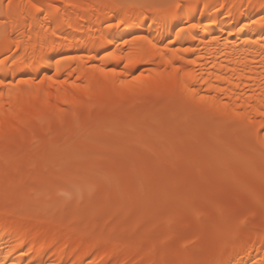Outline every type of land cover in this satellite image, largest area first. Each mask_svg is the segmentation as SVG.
<instances>
[{
    "label": "bare ground",
    "instance_id": "obj_1",
    "mask_svg": "<svg viewBox=\"0 0 264 264\" xmlns=\"http://www.w3.org/2000/svg\"><path fill=\"white\" fill-rule=\"evenodd\" d=\"M3 3L5 7L0 10V80L5 83L0 84V92L3 93L0 103L3 104L5 131L12 123L19 132L13 133L9 141L0 139V264H172L179 259H185L179 264H196L193 261L195 252L188 253L186 245L176 243L180 235L193 225H204L200 218L188 225L180 221L174 224V209L184 211L183 206L164 210L161 204L154 207L146 204L137 210L146 189H172L171 183L164 182L160 169L152 170L151 181L146 185L137 181L135 176L128 175L127 180L137 181L131 187L130 196L126 188L120 186L122 171L117 172L113 178L119 185L118 194L110 203L105 191L76 198L77 191L70 185L72 174L66 173L64 167L52 175V181L47 185H40L44 176L42 171L32 173L28 180L18 181L16 185H4L6 169L10 165L16 167L19 160V157L9 155L10 148L15 142L19 143L22 148L16 154H32L24 159V163L27 167H35L36 159L43 157L44 150L47 151L46 159L62 157L48 150L55 149L61 142L64 130L70 133L67 153L74 150L71 145L76 142L95 137V131L105 129L119 134L122 119L118 116L108 121L110 108L131 111L143 97L151 96L149 111L143 116H148L159 107L160 98H164L162 108L168 116L172 111L170 104L187 99L189 105L198 111V120L205 126H216L221 131L231 128V134L244 141V145L255 143L256 153L262 155L256 166L237 167L259 175L264 173V129L259 127L260 117L253 113L252 118L256 122L253 129L244 120L220 114L210 101L204 104L185 97L179 89L173 90L177 77L183 72L193 76L211 73L213 85L230 91L221 94L206 85H196L200 95H212L217 100L239 104L237 112L244 111L247 96L253 95L254 99L248 103L253 108L258 106L261 103L259 77L264 75V66L259 54L260 44L255 41L264 38V23L261 22L264 21V0H13L10 14L7 0ZM32 3L42 11L32 9ZM172 4H179L180 7H166ZM45 15L48 19L44 18ZM137 37L143 39L136 40ZM124 41L130 43L125 44ZM185 48L192 51L184 52ZM188 60H195L196 63L189 65ZM57 61H60L59 65ZM125 64L129 65L127 71ZM93 65L106 71L115 68L117 77H106L94 71ZM174 67L180 68L181 73H172ZM140 72L153 76L152 81L143 82L144 91L137 83L130 86L136 94L125 89L122 90L126 93L124 98L116 95L111 81H118L121 76L131 79ZM161 72L164 73L163 78L157 75ZM169 73H172L171 81L167 78ZM216 75L235 76L236 79L232 84H226L216 81ZM45 76H51L53 80H74L79 76L76 83L89 85L91 93L64 86L58 100L57 86L51 81L35 83ZM249 77L255 79L250 80ZM23 80L30 84L16 83ZM9 83L12 84L11 89L7 86ZM237 83L240 88L234 86ZM148 85L153 91L148 90ZM45 92L49 93L47 104L44 103ZM231 93L240 95L241 101H235L234 96L230 101ZM65 96L70 101L75 97L83 101V105H65ZM10 107L19 113L17 119L26 121V125L18 124L8 115ZM55 109L65 111L62 114ZM100 113H104L103 116ZM94 114L100 121L89 125L96 116ZM157 116H150L153 117L152 122L158 121ZM230 118H234L236 126L228 128L226 124ZM54 121L58 122L59 131L54 139H49L53 134L51 124ZM42 126H47L48 131L42 140H36L34 134ZM219 137L215 133L212 139L219 141ZM167 144L170 148L174 146V143H162ZM149 147V144L143 143L141 149ZM112 149L108 146L98 150L109 153ZM193 151L223 154L218 146L211 144L207 148L205 143ZM170 152L173 153L172 150ZM92 164L90 161V166ZM102 171L104 173L105 169ZM92 174L101 176V170ZM190 177L183 174L186 193L190 191ZM208 182L210 180L202 176L197 189L200 190V186ZM164 192L161 191L159 202H162ZM40 194L43 196L41 199ZM109 204H112L111 211L104 216L100 210ZM131 210L136 220L133 232L148 225L146 233H153V238H157L155 244L143 245L138 241L141 238L139 234L128 231L127 214ZM212 216L213 213H209L206 217ZM158 229H164L166 234L158 236ZM209 234L214 251L220 254L212 261L264 264V219L260 223H241L234 231L222 229L220 233ZM134 241L138 243L129 246ZM159 246L160 250L170 247V251L161 253ZM180 253L187 255L181 257Z\"/></svg>",
    "mask_w": 264,
    "mask_h": 264
},
{
    "label": "rangeland",
    "instance_id": "obj_2",
    "mask_svg": "<svg viewBox=\"0 0 264 264\" xmlns=\"http://www.w3.org/2000/svg\"><path fill=\"white\" fill-rule=\"evenodd\" d=\"M151 100V96L143 97L131 111H121L117 107L110 108L111 115L107 116L108 121L120 116L123 122L122 131L117 135L113 131L105 129L95 131V137L89 140H80L73 146L72 143L69 144L68 147L71 145L74 150L68 153L66 144L70 133L69 130H64L61 142L55 149L48 150L52 154L62 155V157L46 159L47 151L44 150L41 154L43 157L36 159L35 167L25 166L24 159L32 154H26V152L16 154L22 147H19L20 144L15 142L10 148L9 155L19 157V160H17L16 167L10 165L6 169L4 185L9 183L16 185L18 181H26L32 173L39 171L44 172L40 185H47L52 181V175L64 167L66 173L72 174L73 179L70 185L77 191L76 198H85L96 191H105L108 196L107 201L113 203L112 200H115L119 189V185L113 178L117 172L122 171L120 186L123 185L127 190V195L130 196L133 183L143 181L145 185L149 184L152 170L158 168L164 174V182L171 183L172 189L166 190L165 187L155 191L146 189L137 210L146 204L149 207L161 204L164 206V210L183 206L184 211H175L174 209L172 219L174 224H178L177 221H180L182 224L188 225L200 218L201 224L204 225H193L180 235L176 244L186 245L188 253L195 252L193 261L196 264H207L220 255L212 247L210 232L220 233L222 229L230 232L238 229L241 221L243 223L251 221L260 223L264 219V210L261 207V201L264 200V173L259 175L237 167L238 165L256 166L262 155L256 153L255 143L244 145V141L231 134L233 130L229 127L236 126L234 118H230L226 124L229 130L221 131L216 126L209 128L198 120L200 117L198 111L189 105L187 99H181L180 103L170 104L172 111L170 115L166 116L162 108L164 98L159 99L160 104L155 111L144 117L145 112L149 111ZM176 100L179 101L178 98ZM104 113H100V116H103ZM153 114L158 115L157 122H152L153 117L150 118V116ZM217 120L219 121V119ZM98 121L100 118L96 115L94 120L88 124L92 125ZM51 129L53 134L49 139H54L59 131L57 121L52 122ZM47 131V126L39 128L34 134L36 140H42L41 138ZM215 133L220 136L219 141L212 139ZM163 142L174 143V146L170 148L168 144L162 145ZM143 143L149 144L150 147L142 150ZM202 143H205L207 148L211 144L218 146L223 154L194 152L193 150ZM108 146L113 148L109 153L98 150ZM34 150L36 151L37 148L35 147ZM88 154L90 155L88 156ZM97 160L109 163V166L104 168L105 178L102 183L99 175L92 176L93 171H99V169L90 166V161ZM183 174L191 175L188 180L190 188L188 193L184 192ZM128 175L135 176L137 181L127 180ZM202 176L210 182L202 184L201 189L198 190L197 186L202 181ZM98 183L100 186L96 187ZM161 191L165 192L162 202H159ZM41 198L43 196L40 194ZM110 205L112 204L106 205L100 210V213L107 216L111 211L112 206ZM209 213H213L211 218L206 217ZM127 219L128 231L132 230L133 232L134 224H136L133 210L128 212ZM147 230L148 225L133 233L139 234L138 237L141 238L138 241L141 244H155L157 238H153V233H146ZM157 232L158 236L166 234L164 229H158ZM200 235L204 236L196 238ZM137 243L134 241L129 246H134ZM158 248V250L161 249L160 246ZM169 251L170 247L160 250L161 253ZM179 255L186 257L187 254L180 253ZM182 262H185V259L174 260L172 264Z\"/></svg>",
    "mask_w": 264,
    "mask_h": 264
},
{
    "label": "snow or ice",
    "instance_id": "obj_3",
    "mask_svg": "<svg viewBox=\"0 0 264 264\" xmlns=\"http://www.w3.org/2000/svg\"><path fill=\"white\" fill-rule=\"evenodd\" d=\"M5 7L3 0H0V10H3V8ZM30 7L32 9H35L37 12H41V8L35 4L32 3L30 5ZM51 7V6H49ZM149 7H162L160 5H149ZM166 7H170V8H178L180 7L179 4H172V5H167ZM7 8L9 10V14L11 12V9L13 8V0H7ZM45 19H48V16L45 15L44 17ZM262 23H264V21H261ZM69 27H71V25H69ZM192 28H195L196 25H191ZM179 35V34H178ZM136 40L139 39H143L141 37H137L135 38ZM134 41H132V43H134ZM256 43L260 44V56H261V64L262 66H264V38H261L259 41H255ZM125 44H129V41H124ZM148 43H152L151 41H148ZM153 47H155V45H153ZM174 54H175V50ZM184 52H188V51H192V49H183ZM60 61H57V64L59 65ZM131 63V61L129 62ZM187 63L189 65L195 64L196 61L195 60H188ZM128 64H125L124 68L125 71H127L128 69ZM213 67H215V65H213ZM221 67H224L223 64H221ZM94 71L100 72L102 75L104 76H112V77H117V70L115 68H112L108 71H106L104 68L102 67H96L95 65L92 66ZM172 73H181V69L178 67H174L172 69ZM172 73L168 74V80L171 81L172 80ZM70 75V74H69ZM159 77L163 78L164 77V73H158L157 74ZM211 73L207 74V76H205V74L203 73H197L195 74V76H193V74L188 73V72H183L181 76L177 77V83L173 85V90L179 89L182 94L187 97V98H191L192 100H198L199 102H202L204 104H207V102H211V105L213 108L217 109L220 114L222 115H232L235 116L241 120H244L247 122L248 125L252 126L253 129L255 128V124L256 122L253 120L252 115L253 113L261 118L260 121V125L259 127L261 129H264V75H261L259 77V83H260V97H261V103L256 106L255 108H253V106L248 103V101H251L254 99L253 95H248L247 96V100L244 102L243 104V108L244 111L242 112H237L236 108L240 107L241 105L236 104L234 102H224L222 99L221 100H217V98L215 96L212 95H200L196 85H206L209 89L217 92V93H225V92H229L230 90L225 88V87H220L217 85H213L211 82ZM80 77L77 76L74 80H69L67 78H63V79H57V80H53V78L51 76H45L44 78H42L39 81H36L35 83L38 84H43L45 81H51L52 84L57 86V99H60L59 93L61 91V88L66 86L67 88H71L77 91H83L87 94L91 93V89L90 86L87 84H79L76 83L77 80H79ZM216 81H224L226 84H232L233 80H235V76H233L232 78H229L227 76H223V75H216L215 76ZM250 80H254V77H249ZM153 80V76L151 74H149L148 76H145L143 72H140L139 75H135L133 76L131 79H125L123 76H121L119 78V80H113L111 81L112 84V88L115 91L116 95L120 96L121 98H124L126 96V93L122 90L127 89L128 92L132 93V94H136L133 89L130 87L132 85H136L137 83L141 84V91H144V84L143 82L145 81H152ZM189 81H191V83H189ZM5 82L3 80H0V84H4ZM17 84H30L29 81L27 80H23V81H17ZM10 89L12 87V84L9 83L7 85ZM236 88H240V84L237 83L234 85ZM148 90L149 91H153V88L151 85H148ZM157 91H159V88L157 87L156 89ZM44 103L47 104V97L49 95V93L45 92L44 94ZM235 97V101H241L242 97L240 95H237L235 93H231L229 96V100H232V97ZM3 98V93L0 92V100H2ZM9 102L11 104V91L9 93ZM63 103L65 105L72 103L74 106L76 105H83V101H78L75 97H73V99L70 101L68 98L63 99ZM51 107V106H49ZM249 109H252V111H249ZM55 111L57 113H64L65 110L63 109H55ZM74 114V113H73ZM8 115L13 119L16 120V122L18 124H27L26 121L24 120H20L17 119L19 113L15 112L11 109V107L9 108V112ZM3 116H4V112H3V104L0 103V139H4L6 141H9L10 139H12L13 137V133L19 132V129L16 127L15 124L10 123L8 125V131H5V126H4V120H3ZM63 122V118L61 115V123ZM50 134V133H49ZM92 166L96 169L101 170V176H100V182L102 183L103 179L105 178V175L103 173V169L109 166L108 162L102 161V160H97L94 161ZM100 184L98 183L96 185V187H99ZM261 207L262 210H264V200L261 201ZM240 223H243V221H241ZM211 264H225L224 261L222 260H214L211 262Z\"/></svg>",
    "mask_w": 264,
    "mask_h": 264
}]
</instances>
